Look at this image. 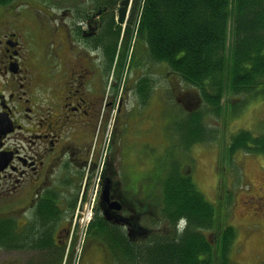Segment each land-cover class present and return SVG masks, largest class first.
I'll list each match as a JSON object with an SVG mask.
<instances>
[{"label":"flooded vegetation","instance_id":"1","mask_svg":"<svg viewBox=\"0 0 264 264\" xmlns=\"http://www.w3.org/2000/svg\"><path fill=\"white\" fill-rule=\"evenodd\" d=\"M144 4L0 0V264H67V240L79 233L95 173L82 259L118 264L123 257L124 264H137L129 252L119 254L121 242L139 248L152 237L177 231L172 223L177 209L166 195L174 188L163 178L178 168L190 183V144L174 148L169 171L158 152L149 155L152 163L146 167L149 161L137 157L144 164L140 168L129 159L125 142L118 147L113 141L102 161L90 155L98 125L95 92L105 97L107 89L118 90L119 82L113 81L123 79L120 105L136 94L131 111L142 114L153 100L163 99L164 80L178 79L165 62L142 56L138 34ZM114 32L119 35L112 55L107 42ZM162 103L156 115H179ZM186 106L190 115V101Z\"/></svg>","mask_w":264,"mask_h":264},{"label":"trees","instance_id":"2","mask_svg":"<svg viewBox=\"0 0 264 264\" xmlns=\"http://www.w3.org/2000/svg\"><path fill=\"white\" fill-rule=\"evenodd\" d=\"M230 10L231 0H145L138 34L145 48L142 56L165 62L167 69L190 83L204 101L203 108L185 115L188 127L183 141L190 148L214 138L216 132L206 117L225 112L228 94L243 96L236 106H230L233 113L247 102L264 98V0H235L233 40L228 48ZM118 35L114 32L107 42L112 55ZM233 142L234 150L264 155V133L257 136L250 129H240ZM172 172L163 178L166 187L174 188V192L168 189L171 193H166L169 206L175 204L177 209L172 223L175 226L184 217L186 230L152 237L139 248L123 241L122 236L119 254L129 252L137 264H216V257L221 264H233L230 246L234 234L229 231L214 245L208 241L203 230L219 222L214 205L191 178L186 182L178 168ZM183 188H189L190 193ZM124 261L120 257L118 264Z\"/></svg>","mask_w":264,"mask_h":264},{"label":"rangeland","instance_id":"3","mask_svg":"<svg viewBox=\"0 0 264 264\" xmlns=\"http://www.w3.org/2000/svg\"><path fill=\"white\" fill-rule=\"evenodd\" d=\"M234 3L235 0H231L228 48L233 40ZM117 82H119L118 90L107 89L105 97H102L99 91L95 92L99 101L95 118V126L96 120L98 125L93 128L95 144L92 143L90 155H97L102 161L113 141L118 147L125 142L126 146L130 147L129 159L135 160L136 164L139 157L149 161L145 163V167L150 165L152 159L149 155L158 152L165 156L160 162L165 165L164 168H168L166 171H169L170 163L175 160L174 148L185 145L183 139L186 136L184 130L188 127L185 123L188 117L182 114L176 119L171 116V112L168 115H156V112L163 101L180 112L179 107L185 109L186 103L190 101L192 104L190 110H192L195 98L198 99L195 109L203 108L202 98L197 97L199 95L197 91L180 84L179 79L177 81L171 79L170 82L168 79L169 84L164 80L160 89L163 99L156 98L152 101L150 110L137 114L136 111H131L137 107L136 94L130 99L124 98L120 105L119 93L122 92L123 95L124 92L123 79H118L116 82L114 80L112 85ZM132 86L134 83L130 82V87ZM242 100L243 96L228 94L224 100L225 112L221 116L207 115V123L214 128L216 134L209 142L190 148V178L214 204L215 216L219 220L213 225L211 232L206 234L208 240L214 245L217 238L222 239L231 231L234 234L230 246V258L233 264H264V155L258 154V151L248 153L242 148L234 150L233 142L234 134L240 129H250L257 136L264 133V98L247 102L233 113L230 106L234 104L236 106ZM121 107L123 110H120ZM145 130L151 131V134ZM160 130L164 138L163 148L158 144ZM140 134H143L142 138L139 137ZM146 140L149 143H144ZM138 165L142 168L144 164ZM133 168L138 169L136 166ZM98 178L97 173L92 175L91 186L82 206L85 213L94 203L95 189L92 187L97 183ZM86 223V220L83 223L79 221L77 237L72 242L70 238L67 240L65 249V254L68 255L67 264H101L94 260L91 262L82 259L81 246L84 244ZM216 264H221L217 257Z\"/></svg>","mask_w":264,"mask_h":264},{"label":"water","instance_id":"4","mask_svg":"<svg viewBox=\"0 0 264 264\" xmlns=\"http://www.w3.org/2000/svg\"><path fill=\"white\" fill-rule=\"evenodd\" d=\"M195 104H196V105H195L194 107H196V106L198 105V99H196V103H195ZM190 105H191V104H190ZM194 107H193V108H194Z\"/></svg>","mask_w":264,"mask_h":264},{"label":"clouds","instance_id":"5","mask_svg":"<svg viewBox=\"0 0 264 264\" xmlns=\"http://www.w3.org/2000/svg\"><path fill=\"white\" fill-rule=\"evenodd\" d=\"M177 229H178V231H179V232H182V230H181V229H179L178 227H177ZM183 230H184V229H183Z\"/></svg>","mask_w":264,"mask_h":264},{"label":"bare ground","instance_id":"6","mask_svg":"<svg viewBox=\"0 0 264 264\" xmlns=\"http://www.w3.org/2000/svg\"><path fill=\"white\" fill-rule=\"evenodd\" d=\"M172 232H173V231H170L169 233H171V234H172Z\"/></svg>","mask_w":264,"mask_h":264}]
</instances>
